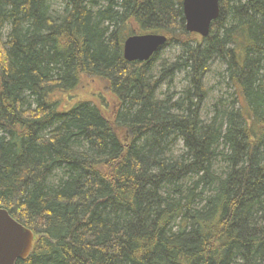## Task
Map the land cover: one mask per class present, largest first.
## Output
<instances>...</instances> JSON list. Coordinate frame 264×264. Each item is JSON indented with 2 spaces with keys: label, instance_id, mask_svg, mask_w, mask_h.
<instances>
[{
  "label": "trees",
  "instance_id": "1",
  "mask_svg": "<svg viewBox=\"0 0 264 264\" xmlns=\"http://www.w3.org/2000/svg\"><path fill=\"white\" fill-rule=\"evenodd\" d=\"M147 33L181 49L159 72L124 57ZM0 207L35 233L17 264H264V0L207 37L183 0H0Z\"/></svg>",
  "mask_w": 264,
  "mask_h": 264
},
{
  "label": "water",
  "instance_id": "2",
  "mask_svg": "<svg viewBox=\"0 0 264 264\" xmlns=\"http://www.w3.org/2000/svg\"><path fill=\"white\" fill-rule=\"evenodd\" d=\"M186 29L207 37L213 22L220 15V0H183ZM168 42V37L159 33L129 36L123 53L130 62L149 61ZM35 233L16 220L8 209L0 207V264H17L31 254Z\"/></svg>",
  "mask_w": 264,
  "mask_h": 264
},
{
  "label": "rangeland",
  "instance_id": "3",
  "mask_svg": "<svg viewBox=\"0 0 264 264\" xmlns=\"http://www.w3.org/2000/svg\"><path fill=\"white\" fill-rule=\"evenodd\" d=\"M62 1H59L56 3L55 6L60 10L62 8ZM180 47L177 44L171 43L168 46L164 47L158 54L156 60L154 61V67L157 72H159V67H161L162 64L167 63H173L176 60V57L181 53ZM223 70V66L219 61H215L211 64L210 70L207 73V76L205 78V85L209 91L207 101L205 102L204 106V113L207 114V112L211 111L213 104L216 102V100L224 96L226 94L227 83L225 81L222 82L220 73ZM91 81V80H90ZM87 82L85 84L84 89L80 92V94H83L85 96H89V98L92 97V92H97L99 90L98 83L93 81ZM188 82L185 80V74L179 73L176 76V79L173 83V86L170 91H168L167 83L164 82L161 84V86L158 89V96L160 98H164V95L166 93H172L174 91L180 92L183 90V88L187 87ZM183 145L181 143L177 144L175 147V151L178 152L182 150Z\"/></svg>",
  "mask_w": 264,
  "mask_h": 264
}]
</instances>
